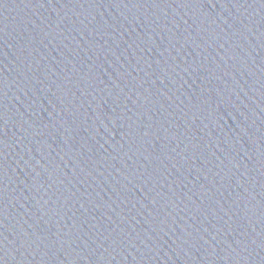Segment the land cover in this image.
<instances>
[{
  "label": "water",
  "instance_id": "obj_1",
  "mask_svg": "<svg viewBox=\"0 0 264 264\" xmlns=\"http://www.w3.org/2000/svg\"><path fill=\"white\" fill-rule=\"evenodd\" d=\"M0 264H264V0H0Z\"/></svg>",
  "mask_w": 264,
  "mask_h": 264
}]
</instances>
